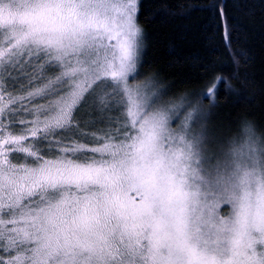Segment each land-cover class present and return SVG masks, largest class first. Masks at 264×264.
I'll return each instance as SVG.
<instances>
[{
	"label": "snow or ice",
	"instance_id": "1",
	"mask_svg": "<svg viewBox=\"0 0 264 264\" xmlns=\"http://www.w3.org/2000/svg\"><path fill=\"white\" fill-rule=\"evenodd\" d=\"M140 0H0V264H264V125L144 74ZM214 72L213 67L206 69Z\"/></svg>",
	"mask_w": 264,
	"mask_h": 264
},
{
	"label": "trees",
	"instance_id": "2",
	"mask_svg": "<svg viewBox=\"0 0 264 264\" xmlns=\"http://www.w3.org/2000/svg\"><path fill=\"white\" fill-rule=\"evenodd\" d=\"M139 20L146 33L144 74H156L173 92H206L215 77H231L235 67L230 51L215 34L211 13L200 11L223 3L233 26V47L247 61L231 89L218 85L214 106L204 101L209 117L222 128L241 118L264 125V0H140ZM213 67L214 72L206 69Z\"/></svg>",
	"mask_w": 264,
	"mask_h": 264
},
{
	"label": "rangeland",
	"instance_id": "3",
	"mask_svg": "<svg viewBox=\"0 0 264 264\" xmlns=\"http://www.w3.org/2000/svg\"><path fill=\"white\" fill-rule=\"evenodd\" d=\"M209 122L214 127H223L222 125H220V123L215 118L211 119V117H209ZM257 124L263 125V123H261V124L257 123Z\"/></svg>",
	"mask_w": 264,
	"mask_h": 264
}]
</instances>
